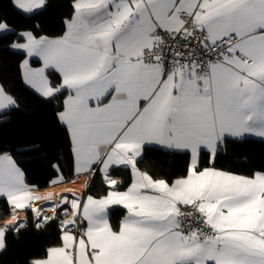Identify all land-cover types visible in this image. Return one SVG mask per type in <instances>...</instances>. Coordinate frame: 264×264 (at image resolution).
Segmentation results:
<instances>
[{"label": "snow or ice", "instance_id": "snow-or-ice-1", "mask_svg": "<svg viewBox=\"0 0 264 264\" xmlns=\"http://www.w3.org/2000/svg\"><path fill=\"white\" fill-rule=\"evenodd\" d=\"M51 2L11 0L28 16ZM70 8L59 35L38 23L16 30L0 12V45L15 36L2 46L24 54L25 84L60 101L74 173L99 172L106 191L39 195L0 151V198L10 209L0 253L31 219L37 230L55 223L57 238L26 264H264V169L215 167L230 138L264 139V0H71ZM19 107L0 83V119ZM153 146L182 155L184 172L142 169ZM53 168L50 184L63 183ZM117 168L131 173L126 187ZM117 207L125 211L113 224Z\"/></svg>", "mask_w": 264, "mask_h": 264}, {"label": "trees", "instance_id": "trees-1", "mask_svg": "<svg viewBox=\"0 0 264 264\" xmlns=\"http://www.w3.org/2000/svg\"><path fill=\"white\" fill-rule=\"evenodd\" d=\"M71 0H52L50 7L35 16H28L15 9L11 0H0V12L14 25L16 30L39 24L46 33L59 35L61 18L71 11ZM15 39L11 33L5 34ZM10 39L3 40L7 45ZM0 45V83L12 94L20 105L0 119V151L11 153L25 172L26 182L44 190L57 184L50 181L57 178L53 165H60L65 177L63 183L73 181L74 163L66 129L57 121L56 112L61 110L60 101L41 97L30 89L22 79L20 61L24 54ZM38 64L37 62L33 63ZM56 82L59 76H53ZM207 166V162L205 161ZM142 169L151 174L175 178L184 172V157L158 148L146 149ZM215 167L236 174L250 175L254 170L264 169V140L229 139L215 161ZM114 178H121L124 185L131 182V173L127 169L117 168ZM94 193L103 195L106 188L101 175L91 178L90 186ZM90 190V189H89ZM30 217L31 214L27 213ZM124 211L113 212L111 221L118 224ZM10 218V209L5 200L0 201V220ZM57 238V226L51 224L46 230H37L29 219V228L20 233L7 235V249L0 253V264H26L27 260L41 252Z\"/></svg>", "mask_w": 264, "mask_h": 264}, {"label": "bare ground", "instance_id": "bare-ground-1", "mask_svg": "<svg viewBox=\"0 0 264 264\" xmlns=\"http://www.w3.org/2000/svg\"><path fill=\"white\" fill-rule=\"evenodd\" d=\"M90 182H91V178H90ZM86 184H88V178L86 176H79L69 183H62V184H59V185H56V186H53V187H50V188H47L44 190H39V191H37V194L46 195L48 192H53V193H57V194L63 193L65 195H69V197L71 198V194H70L69 190H71L72 192H75L77 195H80L82 193H86L88 190V188L85 187ZM48 203H51V202H48ZM36 204H37V206H40L42 204H45V202L44 201H36ZM48 214L50 215L51 213L48 212ZM19 216L21 218H23L26 216V214L20 213ZM8 219H10V218H8Z\"/></svg>", "mask_w": 264, "mask_h": 264}, {"label": "crops", "instance_id": "crops-1", "mask_svg": "<svg viewBox=\"0 0 264 264\" xmlns=\"http://www.w3.org/2000/svg\"><path fill=\"white\" fill-rule=\"evenodd\" d=\"M34 63V62H33ZM38 63V62H37ZM40 66V64L38 63L37 65L35 64H33V67H39ZM57 74L56 73H52L51 74V77L50 78H52V79H54V77L53 76H56ZM59 82V81H58ZM27 85V84H26ZM28 86V85H27ZM30 89H31V87L30 86H28ZM33 90V89H32ZM34 91V90H33ZM35 92V91H34ZM231 139V138H230ZM244 139H258V140H264V139H262V138H259V137H255V136H247L246 138H244ZM244 139H242V140H244ZM232 140H234V139H232ZM154 148H158V147H156V146H153ZM159 149V148H158ZM97 173H99V172H97ZM96 173V174H97ZM79 176H86L87 178H88V190H87V194H93V195H95V196H97L95 193H94V191L91 189V188H89V186H90V177L89 176H87V175H83V174H81V175H77V177H79ZM76 177V178H77ZM118 179H121V178H118ZM131 179H132V177H131ZM26 180V179H25ZM122 180V179H121ZM123 181V180H122ZM62 184V183H61ZM57 185H59V184H57ZM56 186V185H55ZM53 187V186H52ZM124 187H126V185H124ZM90 189V190H89ZM37 191H39V190H37ZM69 199H71L70 197H69ZM1 200H4V199H2V198H0V201ZM36 203V202H35ZM117 209H120V210H123L121 207H117L116 208V210ZM123 211H125V210H123ZM113 212L114 211H112L111 212V217H112V214H113ZM20 213H25L27 216H28V214H27V212H25V211H20L19 212V214ZM7 221V219L6 220H0V224H3V223H5ZM29 228V221H28V225H27V227L25 228V229H28Z\"/></svg>", "mask_w": 264, "mask_h": 264}]
</instances>
